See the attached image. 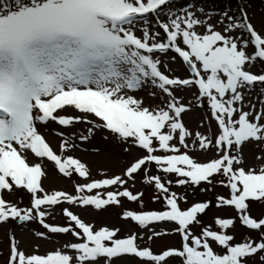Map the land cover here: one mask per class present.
<instances>
[{
  "label": "snow or ice",
  "instance_id": "6c2138e0",
  "mask_svg": "<svg viewBox=\"0 0 264 264\" xmlns=\"http://www.w3.org/2000/svg\"><path fill=\"white\" fill-rule=\"evenodd\" d=\"M246 5L212 23L195 0H0V224L37 222L35 237L56 238L26 254L9 231L6 264H264V214L252 215L264 207V20ZM257 88L259 109L245 102ZM79 122L90 125L81 140L98 130L118 149L117 172L97 178L63 132L56 149L46 138L50 124ZM245 144L259 149L253 162ZM45 161L71 191L46 189ZM140 186L160 208L145 207ZM217 186L226 193L197 198ZM57 209L63 225L48 222ZM109 209L124 235L81 215ZM213 209L233 214L207 222Z\"/></svg>",
  "mask_w": 264,
  "mask_h": 264
},
{
  "label": "rangeland",
  "instance_id": "374dc122",
  "mask_svg": "<svg viewBox=\"0 0 264 264\" xmlns=\"http://www.w3.org/2000/svg\"><path fill=\"white\" fill-rule=\"evenodd\" d=\"M229 1H235V4L238 6L240 0H195V3L198 7H202L205 11V13H212L213 15L210 17V22L215 23L219 16L216 15L217 13L224 12L225 10H228V14L232 15L233 11L231 6L229 5ZM174 6L179 7L184 5L185 0H173ZM247 10L249 12L250 17H252L253 23L259 25V23L264 20V5L262 4V1L259 0H247ZM197 15H200L198 12ZM163 18V17H162ZM139 35V31L137 32ZM171 67L179 69L177 71V75H184V70L180 67L179 61L175 65H171ZM261 65L257 64L253 67H250L248 70L252 71L254 74L258 73V71L261 69ZM137 95L145 96L146 102L148 101L147 95L145 92L137 93ZM260 98L259 89L253 90L251 93L245 94V102L247 103L249 100L252 101V103H255L257 106V109L260 108V104L258 102ZM201 110H196L192 113L191 119L185 118L186 123L189 124L190 127H194L196 123L199 122V119L202 115ZM90 127V125L79 122L74 123V125L70 127H58L54 124H50L48 126V131L45 133L46 138L49 140L51 145L54 146V149H56L60 143V140L63 138L61 136L56 135V132H63L64 137L69 138V142L74 145L72 149H70V153L78 158L81 159L82 162L86 163L93 172V175L97 176L99 178V170L104 169L111 174L112 172H117L119 166L123 163V158L120 155L118 149L113 148L110 146H105L102 150H99V152L95 151V149H91L88 140H83V145L76 142L75 137H80L82 135H87V128ZM211 130L212 133L216 132V126L214 123L211 124ZM200 131L205 132L206 128L202 127ZM105 133L101 131H95L94 134L90 135V137L95 142L98 140V138L103 139V136ZM259 151L258 147L254 144H245L242 147V155L245 158L247 162H253V157L257 152ZM211 155V153H209ZM47 171L49 173V178L44 181V186L46 189H57V190H67L71 191V185L68 183V180L66 178H62L60 176L55 175V169L54 166L45 162ZM141 190L144 192V197L146 199L150 198L151 191L145 189L143 186H140ZM177 191H182V189H177ZM226 189L220 186H217L213 192L214 195L218 193H226ZM204 195V194H203ZM202 194L197 193V198H203ZM20 198L23 200V205H27L29 202V197L27 194H20ZM191 199V196H190ZM22 205V206H23ZM259 206V205H256ZM129 206L127 205V208ZM120 210L118 209H109L108 212H99V213H81L82 217L89 221H95L97 224H106L109 227H119L121 229V235H124V229L126 227V222L121 220L118 216V212ZM221 215V216H230L232 213L229 211H222L220 213H216L215 210H211L208 213V216L205 217V220L207 222H211V219L213 215ZM261 214H264V207H257V209L252 210L253 216H260ZM48 222L55 223L58 225L65 224L66 220L63 218L62 213H60L59 209L56 210V212L53 213V216L49 218ZM129 227H134V225H128ZM9 231H11L12 234L15 235L17 240L20 242L19 247L26 253H32L35 248V245H39V252L44 253L46 250L54 248L55 245V239L53 241L49 242L42 238H37L34 235L35 231H44L41 225L37 222L28 223L23 229L19 224H11L9 222L0 224V264H6V260L8 257L9 252ZM236 239H241L242 235L247 232V230L243 227H238L236 230ZM254 235V234H253ZM61 241L66 240H72L73 238L70 236H60L58 237ZM178 238L175 237H169L168 242L169 243H176ZM162 241H157L152 245L153 250H156L157 245L161 244ZM117 264H137V260L125 257L123 260L117 261Z\"/></svg>",
  "mask_w": 264,
  "mask_h": 264
}]
</instances>
